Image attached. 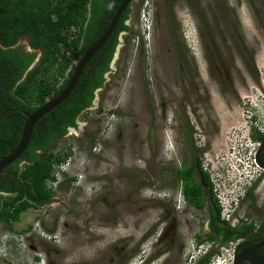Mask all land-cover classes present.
Here are the masks:
<instances>
[{
	"label": "rangeland",
	"instance_id": "374dc122",
	"mask_svg": "<svg viewBox=\"0 0 264 264\" xmlns=\"http://www.w3.org/2000/svg\"><path fill=\"white\" fill-rule=\"evenodd\" d=\"M125 26L93 107L53 148L69 156L50 202L0 223V264H188L206 227L172 178L194 155L185 138L233 219L264 211L262 183L235 206L257 173L250 132L264 130V0H135ZM15 47L32 67L41 55Z\"/></svg>",
	"mask_w": 264,
	"mask_h": 264
},
{
	"label": "trees",
	"instance_id": "16d2710c",
	"mask_svg": "<svg viewBox=\"0 0 264 264\" xmlns=\"http://www.w3.org/2000/svg\"><path fill=\"white\" fill-rule=\"evenodd\" d=\"M122 1L118 0L108 16L110 0H0V159L17 146L27 116L64 89L74 63L99 39ZM129 14L130 5L121 15L113 35L95 54L96 57L103 51L100 60L85 66L70 95L40 119L42 124L39 129H33L24 152L0 173V223L13 225L29 208H38L50 201L54 192L51 184L56 181L53 167L64 163L69 156L56 155L53 148L68 128L76 126L79 114L91 105L94 92L105 86L104 75L109 70L118 35L128 31L125 22ZM73 27L77 32L72 35ZM22 38L29 48L41 53L32 68L36 53L15 47ZM61 77L63 80L59 83ZM256 139L260 141L259 137ZM184 142L190 147L187 138ZM197 172L199 184L193 179ZM172 178L175 185L181 186L180 193L186 202L200 208L203 190H206L215 209V212L209 211L205 235L195 237L197 244L215 246L193 264H210L218 249L228 244L234 245L235 252L239 250L244 243L236 242L237 232L246 227L255 229L254 221L248 226L233 228L220 219L208 176L200 170L199 156L194 155L188 167H177ZM253 188L246 191L242 202L253 201ZM258 217L261 222L256 230L264 239V212H259ZM261 257L264 259V254Z\"/></svg>",
	"mask_w": 264,
	"mask_h": 264
},
{
	"label": "water",
	"instance_id": "95a60500",
	"mask_svg": "<svg viewBox=\"0 0 264 264\" xmlns=\"http://www.w3.org/2000/svg\"><path fill=\"white\" fill-rule=\"evenodd\" d=\"M134 0H123L120 6L115 11L113 18L111 19L108 27L101 34L99 39L90 46L74 63V69L72 74L67 81L64 89L56 95L54 98L47 99L43 106L37 109L32 114L28 115L21 131V136L17 146L5 157L0 159V173L4 171L6 167L12 164L15 160H17L20 155L26 149L28 142L30 140L33 129L36 126V123L40 121L44 116L50 114L56 107H58L73 91L75 85L77 84L83 69L89 60L99 51V49L104 45V43L108 40L110 35L113 33L114 28L128 5H130ZM32 68V65H31ZM264 147V142L259 147L257 154L255 156L256 164L264 170V164L259 160V153L261 149ZM264 247V239L253 244L247 245L246 247H242L237 250L234 254L232 264H264V260L259 255V250Z\"/></svg>",
	"mask_w": 264,
	"mask_h": 264
},
{
	"label": "flooded vegetation",
	"instance_id": "af4514ba",
	"mask_svg": "<svg viewBox=\"0 0 264 264\" xmlns=\"http://www.w3.org/2000/svg\"><path fill=\"white\" fill-rule=\"evenodd\" d=\"M135 1V0H134ZM118 2V0H110V2L108 3V8H107V13H106V15H110L111 14V12L113 11V7L116 5V3ZM125 11V10H124ZM123 11V12H124ZM123 14V13H122ZM121 14V15H122ZM121 17V16H120ZM119 20H120V18H119ZM119 20H118V22H119ZM117 22V23H118ZM117 25V24H116ZM116 27V26H115ZM115 29V28H114ZM113 33H114V31H113ZM113 33L111 34V35H113ZM110 35V36H111ZM109 39V38H108ZM111 42V41H110ZM109 42V43H110ZM118 41H117V45H118ZM117 45H116V47H117ZM115 47V48H116ZM24 48L25 47H23L22 48V50H24ZM100 50V49H99ZM102 53H103V51L101 52V54L100 55H96V57H95V55L91 58V59H93V60H89V62L86 64V65H91V63H93V62H97L98 60H100V56L102 55ZM115 53V52H114ZM94 57H95V59H94ZM113 58H114V54H113ZM113 58H112V60H113ZM96 60V61H95ZM112 60H111V63H112ZM111 63H110V66H109V70L106 72V74L104 75V78H105V83H106V76H107V74L109 73V72H111V68H112V66H111ZM104 88V86L102 87V88H100V89H97L95 92H94V98H93V100H92V102H91V105L88 107V108H86V110H84L82 113H80L79 114V116H78V118L80 117V115H82L83 113H85V112H87L89 109H91L92 107H93V105H94V101H95V97H96V93L98 92V91H100V90H102ZM77 118V119H78ZM77 119H76V121H75V124H76V126L74 127V128H68L67 130H66V132H65V135L66 134H68V132L70 131V130H77L78 129V122H77ZM42 124V123H41ZM41 124H39V122H37L36 123V126H35V128L34 129H39V125H41ZM64 135V136H65ZM256 137H259L260 138V141H259V139L257 140L256 139ZM250 139H251V141H253V142H258V146L257 147H255L254 148V158H253V161H252V164H253V167H255V169H256V171H257V173H258V176H257V179H256V181L254 182V184L252 185L254 188H253V193L255 192L256 193V189H255V186L257 185V184H261L262 183V185H264V170L263 169H261L257 164H256V161H255V156H256V154H257V151H258V149H259V147L261 146V144L264 142V140H263V137H262V135H261V133L258 131V129H256V128H254L253 130H252V133L250 132ZM254 139H256V140H254ZM190 144V147H191V150H192V152L194 153V155H197V150L198 149H196V147H193V144H191V143H189ZM194 148V149H193ZM194 155H193V158H194ZM259 160H260V162L261 163H263L264 164V147L261 149V151H260V153H259ZM191 162H192V157H190V159H189V161L188 162H183L182 163V167H188L190 164H191ZM180 167V166H179ZM200 170H201V172L203 173V174H205V175H207V173L206 172H204L203 171V169H202V166H201V164H200ZM208 176V175H207ZM194 180H195V182L196 183H200V177H199V173L197 172V174L194 176V178H193ZM208 179H209V176H208ZM209 182H210V180H209ZM211 184V183H210ZM179 187V190L181 191V186H178ZM179 191V192H180ZM211 192H212V188H211ZM245 193H246V191H245ZM245 193L243 194L244 196H245ZM212 195H213V192H212ZM244 196H243V198L242 199H240L241 201L244 199ZM52 198V197H51ZM51 198H50V200H51ZM213 198H214V196H213ZM215 199V198H214ZM216 201V200H215ZM245 201V200H244ZM243 201V202H244ZM50 202V201H49ZM48 202V203H49ZM240 202V201H239ZM47 203V204H48ZM188 203V202H187ZM47 204H45V205H47ZM189 204V203H188ZM216 204H217V202H216ZM44 205V206H45ZM189 205H191V204H189ZM196 211H199V212H201V213H203V215H204V217H205V227H206V231H207V229H208V224H209V222H210V220H209V217H208V214H209V211H211V210H215L214 209V207H213V205L211 204V202H210V200H209V196H208V194H207V192H206V190H203V204H202V206L200 207V208H197L196 206H194V205H191ZM217 206H218V204H217ZM40 207H43V206H40ZM215 212V211H214ZM262 212H264V211H262ZM252 221H254V227H255V229H252V228H250V227H246V228H244L241 232H237V236H238V239H237V243H244V245L242 246V247H246L247 245H253V244H255V243H257V242H259V241H261V240H263L262 238H261V236L262 235H260V234H258L257 233V228H258V226H259V224H260V222H261V220H259V217L258 216H256V218H253V219H250V220H247V219H241L240 221H238L234 226H232L233 228H236V227H238V226H243V225H250V223L252 222ZM245 227V226H244ZM221 238V237H220ZM241 247V248H242ZM259 255H260V257H261V254H264V247H262L260 250H259ZM262 258V257H261ZM263 259V258H262ZM264 260V259H263ZM244 264H248V263H244Z\"/></svg>",
	"mask_w": 264,
	"mask_h": 264
},
{
	"label": "built area",
	"instance_id": "2783aa9c",
	"mask_svg": "<svg viewBox=\"0 0 264 264\" xmlns=\"http://www.w3.org/2000/svg\"><path fill=\"white\" fill-rule=\"evenodd\" d=\"M75 32H77V28H74L73 27V28L70 29V33L72 35ZM62 80H63L62 77L59 78V83H61ZM254 127L256 129H258V131L261 133V135L263 137V140H264V130L262 128H260L259 124H258V126L255 125ZM251 144H254V147L252 149V152L249 155H250L251 160L253 161L254 154H255L254 153V148L257 147L259 144H258V142H254V143H251ZM241 149L243 150L244 153H248L249 152V150H247L246 145H242V148ZM53 169H54V175H55L56 180H57V172H58L57 167H56V170H55V166L53 167ZM202 169H203L204 172H206L207 174H209V179H210V182L212 184L213 196H214V198H215V200H216V202L218 204V207L220 209V219L222 221H226L228 223V225H230L231 227L234 226L238 222V220L237 219H233L232 212H231V210H229V208H231V201H229V203H227V202L224 201V198H222L220 196V188H219V185L212 178V176H211L212 175V172L209 169H207L206 166H203ZM235 172H238L237 167H235V169L233 171L231 170V175L236 174ZM257 176H258V173H256L255 175L252 174V178L250 179V181H248L246 185H243L242 187H240V194L237 195V199H236L235 206H237L238 201L240 200L241 196L245 193V191L247 189H249L253 185V182L257 179ZM205 252H206V249H202L201 247L194 248L193 251H192V253H191V255H190V257H189L188 264H193L195 262V260L200 255L204 254ZM232 253H233V255L235 254L234 248H233ZM232 261H233V258L231 259L230 262H227L225 260L222 261V262H217L216 260L213 259L210 262V264H232Z\"/></svg>",
	"mask_w": 264,
	"mask_h": 264
},
{
	"label": "clouds",
	"instance_id": "9594fccd",
	"mask_svg": "<svg viewBox=\"0 0 264 264\" xmlns=\"http://www.w3.org/2000/svg\"><path fill=\"white\" fill-rule=\"evenodd\" d=\"M145 8H146V9H145ZM145 8H144V10H143L142 18L145 19V23H146V22H147V18H146V16H145V12L149 11L150 9H148L147 6H145ZM141 24H142V23H141ZM147 34H148V33H147L145 30H144L143 33H142L143 37L146 36ZM263 108H264V107H263ZM60 166H61V164L58 165V166H56V167H58V170H59V167H60ZM255 181H256V180H255ZM255 181H254V182H255ZM254 182H253V184H254ZM251 187H252V186H251ZM251 187H250V188H251ZM250 188H249V189H250ZM247 190H248V189H247ZM247 190H246V191H247ZM243 196H244V195H242L240 199H242ZM239 201H240V200H239ZM198 245H199V246H198ZM198 247H201L202 249H206V252H205V253H207V252L210 250V248L212 247V244H209V243L197 244L195 248H198ZM205 253H204V254H205ZM204 254H202V255H204ZM200 256H201V255H200ZM200 256H199V257H200ZM213 259H214V258H212V260H213ZM38 260H39V261H38ZM38 260H37V261H38L37 263H38V264H41L42 259L40 258V259H38ZM212 260H211V261H212Z\"/></svg>",
	"mask_w": 264,
	"mask_h": 264
}]
</instances>
